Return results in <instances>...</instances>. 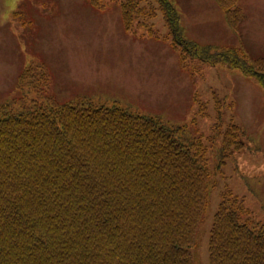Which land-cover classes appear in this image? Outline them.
Returning a JSON list of instances; mask_svg holds the SVG:
<instances>
[{"label":"trees","instance_id":"trees-1","mask_svg":"<svg viewBox=\"0 0 264 264\" xmlns=\"http://www.w3.org/2000/svg\"><path fill=\"white\" fill-rule=\"evenodd\" d=\"M94 9L103 0H86ZM237 31L238 0H213ZM126 32L159 13L180 64L238 71L264 100V61L185 38L170 0H120ZM42 66L24 70L21 96L0 106V264H196L198 230L216 189L214 176L242 150L258 146L215 101L212 137L185 126L94 106L86 99L28 101L48 85ZM25 89V90H24ZM216 98V96H214ZM199 106L198 117H206ZM219 147L210 165L207 144ZM208 264H264V223L230 190L219 195L207 242ZM198 261V259H197Z\"/></svg>","mask_w":264,"mask_h":264},{"label":"rangeland","instance_id":"rangeland-1","mask_svg":"<svg viewBox=\"0 0 264 264\" xmlns=\"http://www.w3.org/2000/svg\"><path fill=\"white\" fill-rule=\"evenodd\" d=\"M119 1L103 0L104 8L94 9L86 0H0V106L18 96V74L31 66L44 67L49 84L27 94L28 101L51 97L63 105L84 98L94 106L187 126L191 134L197 131L208 139L214 122L212 94L225 105L229 102L230 109L226 106L222 112L224 126L234 121L252 137L251 147L259 149L236 153L215 179L195 250L196 264H208L209 230L224 190L243 199L251 215L264 223L261 89L238 71L230 73L222 66L187 61L184 69L178 52L164 39L161 15L153 20L158 39L149 37L144 28L126 32ZM170 1L186 38L200 47L241 46L251 59L264 61V0H238L244 20L237 34L211 0ZM199 106L206 108L207 117L196 115ZM215 145H206L210 165Z\"/></svg>","mask_w":264,"mask_h":264}]
</instances>
